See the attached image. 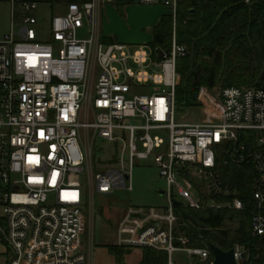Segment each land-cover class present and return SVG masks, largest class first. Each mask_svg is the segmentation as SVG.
<instances>
[{
    "label": "built area",
    "instance_id": "1",
    "mask_svg": "<svg viewBox=\"0 0 264 264\" xmlns=\"http://www.w3.org/2000/svg\"><path fill=\"white\" fill-rule=\"evenodd\" d=\"M9 1L11 28L0 40V234L10 249L8 264H94L93 243L88 248L82 241L86 201L132 190L137 161L151 155L166 181L168 204L131 206L117 231L120 245L166 251L168 264H179L176 252L212 264L209 245L191 246L177 234L175 202L180 195L196 211L243 210L239 191L220 171L231 163L256 172L252 230L264 236V87L202 86L207 116L180 123L177 61L188 50L176 29L169 51L105 43L102 5L114 0ZM134 1L165 6L176 24L180 0ZM44 5L53 12L50 40L36 29L47 21ZM152 130H168L169 140ZM253 135L256 145L243 141ZM97 138L115 144V164L96 172ZM212 195L228 201L219 204ZM235 252L239 262L243 250Z\"/></svg>",
    "mask_w": 264,
    "mask_h": 264
},
{
    "label": "trees",
    "instance_id": "2",
    "mask_svg": "<svg viewBox=\"0 0 264 264\" xmlns=\"http://www.w3.org/2000/svg\"><path fill=\"white\" fill-rule=\"evenodd\" d=\"M75 1L87 0H50L53 5ZM134 2L116 0V5L123 12L126 5ZM176 20L177 39L188 50L187 55L177 61L180 78L176 104L179 110L198 105L197 96L202 86L264 87V71L245 60L250 55V49L246 48L248 42L264 49V0H180ZM173 28V15L163 14L153 29V39L149 45L155 50L169 51ZM103 41L112 43L115 39L103 36ZM234 49L245 60L241 61V65L235 66L229 56ZM252 83L256 84L246 86ZM243 141L256 145L254 135ZM220 171L225 181L232 188H237L245 208L234 210L227 206H216L196 211L179 203L175 207L180 217L177 234L187 236L190 245L196 247L213 243L228 251L239 246L245 258L240 259L238 264H264V236H255L252 230L256 172L251 166L232 163L222 165ZM211 198L219 204L228 201V198L218 195ZM129 247L108 248L115 254L118 264H124ZM168 260L166 251L146 247L140 264H168ZM196 261L197 264H205Z\"/></svg>",
    "mask_w": 264,
    "mask_h": 264
},
{
    "label": "rangeland",
    "instance_id": "3",
    "mask_svg": "<svg viewBox=\"0 0 264 264\" xmlns=\"http://www.w3.org/2000/svg\"><path fill=\"white\" fill-rule=\"evenodd\" d=\"M130 5L136 7V9L142 6L144 10H147L146 12H151V10H153L156 15L168 10V8L162 5H147L138 2L129 4V6ZM116 6V0L113 2H104L102 5L101 28L103 36H105L104 33L106 30H111L113 33L111 36L115 41L133 45L146 41L148 42L147 44H149L152 31L149 29H140L139 17L135 20H128L124 12L116 10ZM40 10L45 13L47 21L39 23L36 29L40 38L42 37L44 40H50V20L53 12L51 7L47 5L41 6ZM168 14H171L170 9ZM149 16L152 17V12ZM10 28V1L0 0V40L5 38ZM175 29L176 24L174 22L173 34ZM85 30H83L82 34H87ZM246 48L250 49V55L249 59L246 58L245 60H248V63L260 67L261 71H264V49L255 46L251 42L246 44ZM231 52L229 56L234 61L235 66L241 65V61H245L241 59L242 55L237 49ZM147 69L150 72L153 71L151 64L147 66ZM255 84L256 83H252L246 86H253ZM139 91L143 92L147 90L139 89ZM197 102L198 105L185 110L178 109L177 121L180 123L201 122L202 119L207 116V112L203 107L204 104L200 100L199 95L197 96ZM131 121L137 122V120L132 119ZM139 123L142 122L139 121ZM151 134L153 136H160L166 141L169 140L168 130H152ZM93 156L94 171L97 172L102 168L112 167L115 164V161L112 160L115 158V144L102 138H97L93 145ZM154 158L155 155H151L148 159L137 161L132 172V190L121 189L107 195L96 193L93 198L89 197L86 201L84 205L85 220L82 231V241L88 248L90 244L93 243L94 264H118L115 254L112 253L108 247L124 246L117 242V231L130 206L160 208L168 204L167 195L162 194V192L167 189L166 181L161 177L160 169L155 163ZM81 181L84 184V188H87L88 180L85 173L81 175ZM178 199L181 203L186 204L184 197L178 195ZM2 215L3 210L0 208V220ZM145 248L146 247L140 246L129 247L124 257V263L140 264ZM9 257L10 249L0 234V264H8ZM175 259H177L179 264H197V261L185 252H176Z\"/></svg>",
    "mask_w": 264,
    "mask_h": 264
},
{
    "label": "crops",
    "instance_id": "4",
    "mask_svg": "<svg viewBox=\"0 0 264 264\" xmlns=\"http://www.w3.org/2000/svg\"><path fill=\"white\" fill-rule=\"evenodd\" d=\"M115 8H116L117 11H119L117 6ZM137 9H136V7H134L132 5H130V6L126 5L124 7V11L123 12H124V14H125V16H126V18L128 20H135L137 17H139V27H140V29H149V30L152 31L151 39H150V41H151L153 39V29L159 23V20H160L161 16L163 14L169 13V9L167 11H164L161 14H157V15L155 14V12H153V10H151L152 17L149 16L151 12H146L147 10L146 9L144 10V7L139 6V9L138 10ZM104 35L105 36H111V35H113V33L111 32V30H106ZM143 43H148V42L145 41ZM143 43H139V44H143ZM127 212H128V210L126 211V213ZM124 216H126V214Z\"/></svg>",
    "mask_w": 264,
    "mask_h": 264
},
{
    "label": "water",
    "instance_id": "5",
    "mask_svg": "<svg viewBox=\"0 0 264 264\" xmlns=\"http://www.w3.org/2000/svg\"><path fill=\"white\" fill-rule=\"evenodd\" d=\"M192 12H194V10H192ZM163 54L164 53L161 52V57H163ZM162 194L164 193L162 192ZM178 204L179 202H175L176 206ZM208 245L214 255V261L212 264H238L235 249L225 251L213 243H209ZM241 258H245V253L241 254ZM124 264H129V263L125 262Z\"/></svg>",
    "mask_w": 264,
    "mask_h": 264
}]
</instances>
